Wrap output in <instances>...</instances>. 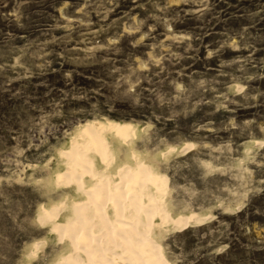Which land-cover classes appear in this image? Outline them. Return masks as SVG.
Masks as SVG:
<instances>
[{
	"label": "rangeland",
	"instance_id": "rangeland-1",
	"mask_svg": "<svg viewBox=\"0 0 264 264\" xmlns=\"http://www.w3.org/2000/svg\"><path fill=\"white\" fill-rule=\"evenodd\" d=\"M109 120L136 126L114 167L135 151L200 217L154 228L169 264H264V0H0V264L72 249L40 208L70 216L63 151Z\"/></svg>",
	"mask_w": 264,
	"mask_h": 264
},
{
	"label": "bare ground",
	"instance_id": "bare-ground-1",
	"mask_svg": "<svg viewBox=\"0 0 264 264\" xmlns=\"http://www.w3.org/2000/svg\"><path fill=\"white\" fill-rule=\"evenodd\" d=\"M135 129L129 123L90 121L63 151L69 160L58 183L74 182L83 196L68 201L71 214L64 220L58 216L66 203L40 208L53 232L72 245L55 264H169L154 228L170 220L179 228L200 221L195 214L170 215L164 206L166 177L135 151L130 150L133 165L114 167L106 136L131 145Z\"/></svg>",
	"mask_w": 264,
	"mask_h": 264
}]
</instances>
